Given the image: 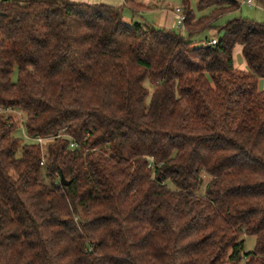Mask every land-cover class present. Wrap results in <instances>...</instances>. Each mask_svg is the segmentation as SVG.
Returning a JSON list of instances; mask_svg holds the SVG:
<instances>
[{
  "label": "trees",
  "instance_id": "trees-1",
  "mask_svg": "<svg viewBox=\"0 0 264 264\" xmlns=\"http://www.w3.org/2000/svg\"><path fill=\"white\" fill-rule=\"evenodd\" d=\"M241 5L182 0L186 37L140 0H0V264H264V23L216 26Z\"/></svg>",
  "mask_w": 264,
  "mask_h": 264
},
{
  "label": "rangeland",
  "instance_id": "rangeland-1",
  "mask_svg": "<svg viewBox=\"0 0 264 264\" xmlns=\"http://www.w3.org/2000/svg\"><path fill=\"white\" fill-rule=\"evenodd\" d=\"M144 4V9L133 14L130 9L125 8L124 14L129 20H134L136 22L147 23L154 25L156 27L173 29L178 33L187 37V32L183 29H177V9L182 11V0H140ZM192 8L196 11L197 15L202 17L210 13V11L205 10L204 12H199L197 10V4L199 0H190ZM254 1V0H253ZM243 17L248 20L264 23V9L260 7L255 1L253 6L242 4L240 9L233 11L220 17L217 22V27H223L228 21ZM206 39H219V33L217 30L209 29L195 36L193 39L195 45L203 46L206 44ZM234 65L239 70H248L247 65L242 57L241 46H237L234 50ZM147 87L150 86L149 82H146ZM264 87V82L260 81V88ZM16 120H19L16 118ZM15 137L25 140L26 134L24 128H19L14 134ZM256 245V238L248 236L245 238L244 253L253 252ZM240 264H245L242 260Z\"/></svg>",
  "mask_w": 264,
  "mask_h": 264
},
{
  "label": "built area",
  "instance_id": "built-area-1",
  "mask_svg": "<svg viewBox=\"0 0 264 264\" xmlns=\"http://www.w3.org/2000/svg\"><path fill=\"white\" fill-rule=\"evenodd\" d=\"M241 3L245 4V5H249V6H253L254 5V1L253 0H241ZM176 16H177V19H178L177 20V27L180 28L181 26H183V21H184V17H183V15L181 13V10L177 9ZM215 44H217V40L216 39H212L211 40V45H215ZM0 115H6V116H9V115H15L16 116L17 115V116H21V114L16 113V111L14 109L8 108V107H4V106H0ZM34 141H35L36 144L40 145L41 148H44L45 144L47 142H49V140H45V139L40 138V137L35 138ZM71 146L73 147L74 144L71 145ZM42 164H44V163H42Z\"/></svg>",
  "mask_w": 264,
  "mask_h": 264
},
{
  "label": "crops",
  "instance_id": "crops-1",
  "mask_svg": "<svg viewBox=\"0 0 264 264\" xmlns=\"http://www.w3.org/2000/svg\"><path fill=\"white\" fill-rule=\"evenodd\" d=\"M75 2H83L87 4H105L113 7L124 6V0H71ZM144 6V4H142ZM145 7V6H144Z\"/></svg>",
  "mask_w": 264,
  "mask_h": 264
},
{
  "label": "water",
  "instance_id": "water-1",
  "mask_svg": "<svg viewBox=\"0 0 264 264\" xmlns=\"http://www.w3.org/2000/svg\"><path fill=\"white\" fill-rule=\"evenodd\" d=\"M62 182H63V184H67V183L64 181V179L62 180Z\"/></svg>",
  "mask_w": 264,
  "mask_h": 264
}]
</instances>
